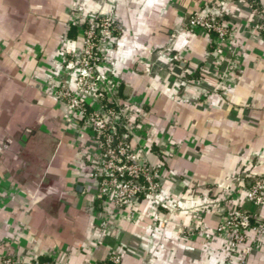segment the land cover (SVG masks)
I'll list each match as a JSON object with an SVG mask.
<instances>
[{
    "label": "crops",
    "instance_id": "0c3cea01",
    "mask_svg": "<svg viewBox=\"0 0 264 264\" xmlns=\"http://www.w3.org/2000/svg\"><path fill=\"white\" fill-rule=\"evenodd\" d=\"M221 1L232 26L228 44L216 46L185 23ZM77 2L0 0V264L6 254L87 264L111 252L120 264H264V236L248 234L252 251L240 263L211 232L227 199L264 217V203L244 195L264 176V35L247 29L255 21L248 4L86 0V12L115 14L99 71L132 104L131 145L156 167L166 204L142 201L134 219L116 211L103 229L90 131L48 85L60 51L82 47V26L72 22Z\"/></svg>",
    "mask_w": 264,
    "mask_h": 264
},
{
    "label": "built area",
    "instance_id": "2783aa9c",
    "mask_svg": "<svg viewBox=\"0 0 264 264\" xmlns=\"http://www.w3.org/2000/svg\"><path fill=\"white\" fill-rule=\"evenodd\" d=\"M242 1L248 4L255 16V21L247 29L264 35V3L261 0ZM225 15L224 2L210 3L202 11L191 15L185 26L192 31L203 30L211 34L216 46L223 42L228 44L232 24L228 23ZM72 22L82 26L84 47L76 54L65 49L60 51L59 60L53 68L54 79L51 77L48 85L56 99L66 104L71 119L90 131L93 155L89 176L96 185L94 196L102 201L106 209V215L99 224L106 229L116 211L134 219L142 214V201L154 208L165 207L166 204L161 199L162 188L156 167L147 164L131 145V138L135 135L132 104L121 98L117 85L107 84L109 81L106 83V77L99 71L107 50L102 43L108 39L109 44L117 31L115 17L101 12L91 16L84 26ZM231 54L230 64L234 68L239 62L236 54ZM219 64L220 61L216 60L217 67ZM227 71H219L221 76L218 74L217 77L223 80ZM63 73L73 78V82L63 80ZM104 94L109 103L102 102ZM244 195L253 203H264V176L254 177L249 188L244 189ZM225 209V215L211 228V232L223 240L229 255H239V262L244 263L245 257L252 251V247L246 244L247 236L252 232L255 241L264 236V217L258 218L228 199ZM200 213L199 210L196 217ZM1 264L56 263L40 257L24 260L6 254ZM87 264H120V256L111 252L105 259Z\"/></svg>",
    "mask_w": 264,
    "mask_h": 264
},
{
    "label": "rangeland",
    "instance_id": "374dc122",
    "mask_svg": "<svg viewBox=\"0 0 264 264\" xmlns=\"http://www.w3.org/2000/svg\"><path fill=\"white\" fill-rule=\"evenodd\" d=\"M73 10H74L73 11V15H72L73 16V21L82 23L83 26L87 24V22L91 18V16H95L96 14L101 13V12H96V11L86 12L87 11L86 10V0H78V2L75 4V9H73ZM105 12L108 13L109 15H113L115 17V14H114L113 11L110 10V11H105ZM115 20H116V18H115ZM84 29L87 30V27H85ZM107 41H108V39H106V41L104 43H102V44L105 45L106 49L109 47V44H108ZM98 45H100V43ZM83 47H84V44H83V41H82V47H81L80 50H82ZM74 54H76V53H74Z\"/></svg>",
    "mask_w": 264,
    "mask_h": 264
},
{
    "label": "trees",
    "instance_id": "16d2710c",
    "mask_svg": "<svg viewBox=\"0 0 264 264\" xmlns=\"http://www.w3.org/2000/svg\"><path fill=\"white\" fill-rule=\"evenodd\" d=\"M73 32H75V26H74V25L70 28V33H73ZM118 95H119L121 98H123L122 93H121V91H119V90H118ZM102 102H103V103H109V102H107V99H106L105 94H104V97H103V99H102Z\"/></svg>",
    "mask_w": 264,
    "mask_h": 264
}]
</instances>
